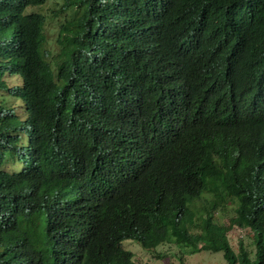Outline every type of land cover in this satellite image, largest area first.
Here are the masks:
<instances>
[{
	"label": "trees",
	"instance_id": "trees-1",
	"mask_svg": "<svg viewBox=\"0 0 264 264\" xmlns=\"http://www.w3.org/2000/svg\"><path fill=\"white\" fill-rule=\"evenodd\" d=\"M48 1L0 0V264H264V0H66L54 50Z\"/></svg>",
	"mask_w": 264,
	"mask_h": 264
},
{
	"label": "rangeland",
	"instance_id": "rangeland-1",
	"mask_svg": "<svg viewBox=\"0 0 264 264\" xmlns=\"http://www.w3.org/2000/svg\"><path fill=\"white\" fill-rule=\"evenodd\" d=\"M65 4L66 0H49L43 6L28 9L29 12H37L46 16L45 34L48 40L46 46L49 49L54 50L59 47L60 26L66 20H70L73 15L72 10H68ZM4 80L9 87L20 86L22 83L19 76L7 75ZM0 104L15 108V112L23 119L27 117L22 101L8 92L0 91ZM16 166L9 163L6 168L11 171L15 170ZM230 212L231 210L226 211L225 215ZM225 215H222V213L216 214L214 219L218 223L227 224L228 221ZM229 240L236 252L240 251V242L248 249H253V233L248 229L234 228L229 233ZM123 246L135 254L139 264H228L222 252L199 251L192 253L190 248H180L175 244H164L151 253L134 240L124 241Z\"/></svg>",
	"mask_w": 264,
	"mask_h": 264
}]
</instances>
